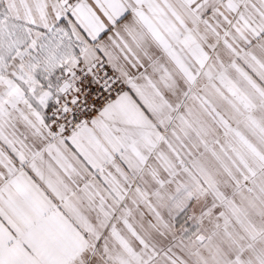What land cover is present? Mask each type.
Masks as SVG:
<instances>
[{"label": "snow or ice", "instance_id": "6c2138e0", "mask_svg": "<svg viewBox=\"0 0 264 264\" xmlns=\"http://www.w3.org/2000/svg\"><path fill=\"white\" fill-rule=\"evenodd\" d=\"M0 264H264V0H0Z\"/></svg>", "mask_w": 264, "mask_h": 264}]
</instances>
